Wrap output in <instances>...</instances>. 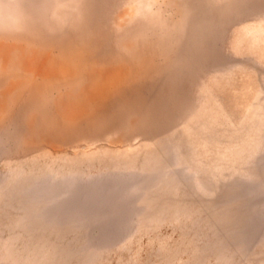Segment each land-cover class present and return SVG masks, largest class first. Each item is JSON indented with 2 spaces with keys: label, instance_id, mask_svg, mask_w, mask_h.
Here are the masks:
<instances>
[{
  "label": "rangeland",
  "instance_id": "obj_1",
  "mask_svg": "<svg viewBox=\"0 0 264 264\" xmlns=\"http://www.w3.org/2000/svg\"><path fill=\"white\" fill-rule=\"evenodd\" d=\"M0 264H264V0H0Z\"/></svg>",
  "mask_w": 264,
  "mask_h": 264
}]
</instances>
